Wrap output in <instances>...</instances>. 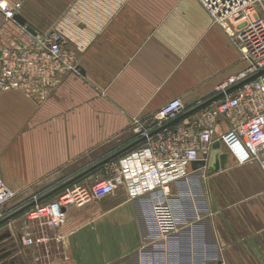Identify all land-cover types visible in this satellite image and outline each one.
I'll return each instance as SVG.
<instances>
[{
	"label": "crops",
	"instance_id": "crops-1",
	"mask_svg": "<svg viewBox=\"0 0 264 264\" xmlns=\"http://www.w3.org/2000/svg\"><path fill=\"white\" fill-rule=\"evenodd\" d=\"M5 12L38 33L55 31L61 17L63 46L79 70L58 76L43 96L0 91V178L22 201L77 177L71 184L95 183L107 162L99 163L134 142L118 143L134 116L173 98L197 106L247 66L197 0H0V47L17 48L26 33ZM219 126L227 130L228 121ZM66 214L60 231L72 234L48 252L24 247L14 220L1 223L0 254L10 253L0 264H264V172L256 162L228 158L216 173L192 171L170 194L129 200L119 188Z\"/></svg>",
	"mask_w": 264,
	"mask_h": 264
},
{
	"label": "built area",
	"instance_id": "built-area-1",
	"mask_svg": "<svg viewBox=\"0 0 264 264\" xmlns=\"http://www.w3.org/2000/svg\"><path fill=\"white\" fill-rule=\"evenodd\" d=\"M197 1L224 28L247 66L215 85L213 96L222 93V97L191 117L170 124L187 111L180 98H173L150 116L146 126L145 120L134 119L135 134L141 141L109 160L107 174L91 185H70L57 199L27 210L28 226L20 234L24 247L48 252L52 243L64 248L72 234L60 231L67 220V207H83L119 188L129 200L156 192L170 194L172 185L192 174V162L206 158L216 140L236 164L256 162L264 172V0ZM13 15L4 13L8 20ZM21 28L26 33L22 46L0 47V91L43 96L45 86L58 76L77 72L75 56L63 48V38L55 31L32 35ZM221 119L228 121V127L218 132ZM11 194L0 178V208ZM4 215L0 209V220Z\"/></svg>",
	"mask_w": 264,
	"mask_h": 264
},
{
	"label": "rangeland",
	"instance_id": "rangeland-1",
	"mask_svg": "<svg viewBox=\"0 0 264 264\" xmlns=\"http://www.w3.org/2000/svg\"><path fill=\"white\" fill-rule=\"evenodd\" d=\"M88 1H95V0H88ZM60 13H61V10H60ZM60 16H61V14H60ZM57 17V16H56ZM61 23H62V18L60 17H58V18H56V22H55V33H58L59 35H61V37L63 38V31H62V25H61ZM22 26H24V27H26L25 25H22ZM54 32V31H53ZM63 41H64V39H63ZM65 46H63V48H64ZM64 49H66V50H68L66 47L64 48ZM187 59V56L184 54V58H181V60H180V65L179 66H182V64L183 65H185V60ZM75 64L77 65V62H76V59H75ZM76 71L78 72L79 70H78V67H76ZM63 74H69L68 72H65V73H63ZM95 84V83H94ZM96 85L98 86V88H97V91L103 96V97H106L107 96V92H106V88H99V84L98 83H96ZM209 94H206L205 95V97L206 98H208L209 96H208ZM189 102L188 103H186V104H184V106H185V108L187 109V110H189V109H191V108H193V107H195L196 105H195V103L194 102H192L191 100H188ZM184 103V102H183ZM162 105H152L151 106V113H149V114H147V115H136V116H134L132 119H131V121H130V126H129V130H130V133H127V135L126 136H123L122 138H120V141L118 142L119 144H121V146L120 147H122V146H124L125 144L126 145H128V144H130L132 141H135V140H137V134H135V129H136V125H135V123H134V119H139V120H144V119H146V118H150V116L152 115V114H154L160 107H161ZM147 123H145L144 125L146 126L147 124H149L150 123V120L149 121H146ZM128 141V142H127ZM111 146V144L109 143V144H107V145H104L103 146V148L105 149V148H108V147H110ZM125 153V152H124ZM108 166H106V167H104V168H102L101 170H100V175H102V176H104L105 174H107L108 173ZM3 181V180H2ZM5 184V183H4ZM75 184V183H74ZM6 185V184H5ZM70 185H73V184H69V185H67L66 187H69ZM6 187L11 191V196L9 197V199L7 200V202L0 208L2 211H3V214H5L4 215V217L2 218V219H4V218H6L7 216H9V215H11V214H13L14 212H16L17 210H19L20 208H22L23 206H25L26 204H28V203H30V202H32V201H35L36 199H38L39 197H41V196H43V195H45V194H47L48 192H50L51 190H53L54 188H52V189H50V190H48V191H46L48 188H47V186H44L43 187V190H41V189H39V190H41V191H36V192H30V191H28V193H27V195H25V196H27L26 198L27 199H25V200H23L22 201V199L20 198L21 196H22V193L19 191V192H16V191H14L13 189H11L10 188V186L8 185H6ZM56 187H58V186H55V188ZM66 187H64V188H62V189H60V190H58L57 192H55V193H53V194H51V195H49L48 197H46V198H44L43 200H41L39 203H44V202H47V201H51V200H54V199H57L58 197H59V195H60V193L66 188ZM43 191H46V192H44L43 193ZM40 195V196H39ZM36 196H38V197H36ZM35 197V198H34ZM23 203V204H22ZM39 203H36V204H39ZM35 204V205H36ZM32 207H34V206H32ZM31 207V208H32ZM31 208H29V209H31ZM29 209H27V210H29ZM27 210L26 211H24V212H21V213H19V214H17V215H15L14 217H12L10 220H14V223H12V225L15 227V231H21L22 232V230L25 228V227H27L28 225H27V223H26V217H25V213L27 212ZM7 211V212H6ZM10 220H7V221H10ZM17 220V221H16ZM7 221H5V222H7Z\"/></svg>",
	"mask_w": 264,
	"mask_h": 264
},
{
	"label": "water",
	"instance_id": "water-1",
	"mask_svg": "<svg viewBox=\"0 0 264 264\" xmlns=\"http://www.w3.org/2000/svg\"><path fill=\"white\" fill-rule=\"evenodd\" d=\"M13 19L20 25H26V21L24 18H22L20 15H15L13 16ZM26 30L28 32H30L31 34L35 35L37 33V31L31 26V25H26ZM264 72V71H262ZM262 72L257 73L256 75L248 78L246 81L251 80L253 78H255L256 76H258L259 74H261ZM240 85V84H238ZM238 85L230 88L227 92L232 91L233 89H235L236 87H238ZM222 93L221 94H217L209 99H207L206 101H204L201 104H198L197 106L187 110L186 112H184L182 115H180L177 119L173 120L172 122H170V124L177 122L181 119H184L188 116H190L191 114L197 112L198 110L206 107L207 105L217 101L220 97H222ZM141 140H136L134 141L132 144L122 148L121 150H119L118 152L112 154L111 156H109L108 158H106L105 160H103L101 163H99V165L104 164L106 162H108L109 160L118 157L119 155L123 154L124 152L130 150L132 147H134L136 144H138V142ZM228 161V157L226 152H224L221 148V144L218 140L214 141L211 145V150L208 154V156L204 159L201 160H197L192 162L191 167L193 171H197L200 169H206L208 174H213L218 172L219 170H222L225 168L226 163ZM98 165V166H99ZM87 172V171H86ZM86 172H84L83 174H85ZM83 174H80L83 175ZM78 178V177H77ZM77 178H74L73 180H70L68 182H65L64 184L59 185L58 187L54 188L53 190H51L50 192H48L47 194L39 197L38 199H36L35 201H32L28 204H26L25 206H23L22 208H20L19 210H17L16 212H14L13 214L7 216L6 218L0 220V224L10 220L12 217H14L15 215L26 211L27 209L31 208L32 206H34L36 203H39L41 200H43L44 198L48 197L49 195L57 192L58 190L66 187L67 185L71 184L73 181H75ZM10 252H5L0 254V259L3 258L4 256H6L7 254H9Z\"/></svg>",
	"mask_w": 264,
	"mask_h": 264
}]
</instances>
